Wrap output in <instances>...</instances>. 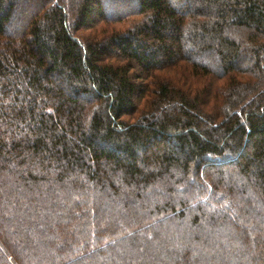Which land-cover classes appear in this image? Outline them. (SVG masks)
Listing matches in <instances>:
<instances>
[{"label": "trees", "instance_id": "obj_1", "mask_svg": "<svg viewBox=\"0 0 264 264\" xmlns=\"http://www.w3.org/2000/svg\"><path fill=\"white\" fill-rule=\"evenodd\" d=\"M0 264H264V0H0Z\"/></svg>", "mask_w": 264, "mask_h": 264}]
</instances>
